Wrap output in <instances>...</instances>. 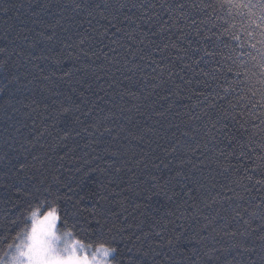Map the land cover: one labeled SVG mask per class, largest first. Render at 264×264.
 Returning a JSON list of instances; mask_svg holds the SVG:
<instances>
[{"label": "snow or ice", "instance_id": "1", "mask_svg": "<svg viewBox=\"0 0 264 264\" xmlns=\"http://www.w3.org/2000/svg\"><path fill=\"white\" fill-rule=\"evenodd\" d=\"M27 3L0 43V264H264V0Z\"/></svg>", "mask_w": 264, "mask_h": 264}, {"label": "trees", "instance_id": "2", "mask_svg": "<svg viewBox=\"0 0 264 264\" xmlns=\"http://www.w3.org/2000/svg\"><path fill=\"white\" fill-rule=\"evenodd\" d=\"M8 2L13 3V4H21L22 3V4H24V7L20 8L18 10L19 14H20L19 20L15 19L16 10H13L12 12H10L8 14V16H5L3 13H0V36L4 35L3 29H4L5 20H7L9 24L14 25L12 32L8 34L6 39L0 40V43H6L8 39H12L16 35V33L19 32L22 27H24V25L31 26V16H30V10L28 7L27 0H8ZM9 17H11V19ZM21 21H24V24H21ZM16 118L19 120H24L25 123H30V121H27L23 116L17 115ZM3 127H4L3 116H2V114H0V133L3 132ZM28 134H29V129H27V128L22 129L21 139H23V136H27ZM49 140H50V138H47V137L45 138V142H48ZM68 143L70 146L73 143L82 144L83 140L77 138L75 141H69ZM45 150H47V149H45ZM34 151L40 152L43 150L37 148V149H34ZM65 151H67V149L60 148V149H57L56 152H53L52 153L53 160L51 161V165H52V167H58L60 163H63L65 165V168L61 170V172H62L61 179L64 180L65 183L71 184L73 187H75V185L78 183V178H79V173L76 172V169H77L78 165L80 164V161L78 159L73 160V159H70L67 157L63 161H59L57 153L59 155H63ZM74 155L78 158L81 155H83V152L81 149L78 148L77 151L74 153ZM73 176L76 177L75 180L72 179ZM61 191H66V189L61 188ZM69 206H70V204H69Z\"/></svg>", "mask_w": 264, "mask_h": 264}]
</instances>
